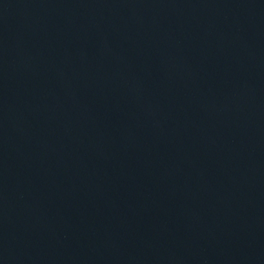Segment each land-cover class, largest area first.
I'll list each match as a JSON object with an SVG mask.
<instances>
[{
  "label": "water",
  "instance_id": "95a60500",
  "mask_svg": "<svg viewBox=\"0 0 264 264\" xmlns=\"http://www.w3.org/2000/svg\"><path fill=\"white\" fill-rule=\"evenodd\" d=\"M0 264H264V0H0Z\"/></svg>",
  "mask_w": 264,
  "mask_h": 264
}]
</instances>
